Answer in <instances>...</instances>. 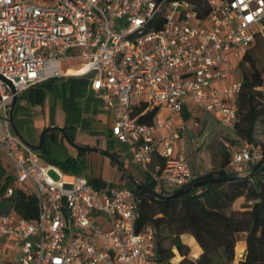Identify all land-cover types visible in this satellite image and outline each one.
I'll list each match as a JSON object with an SVG mask.
<instances>
[{"label":"built area","instance_id":"obj_1","mask_svg":"<svg viewBox=\"0 0 264 264\" xmlns=\"http://www.w3.org/2000/svg\"><path fill=\"white\" fill-rule=\"evenodd\" d=\"M207 6L200 14L190 0H0V264L156 262L155 230L137 226L132 184L95 185L44 161L12 129L11 107L21 91L64 75L71 66L62 69L61 60L77 59L75 73L89 76L112 111L111 135L132 146L160 187L183 186L195 176L175 150L183 109L191 101L232 128L239 62L264 35V0ZM153 108L152 119L141 121ZM262 157L257 142L240 139L228 164L246 175ZM26 194L33 217L20 211Z\"/></svg>","mask_w":264,"mask_h":264},{"label":"trees","instance_id":"obj_2","mask_svg":"<svg viewBox=\"0 0 264 264\" xmlns=\"http://www.w3.org/2000/svg\"><path fill=\"white\" fill-rule=\"evenodd\" d=\"M199 13L207 11V0H190ZM241 72V89L238 95V119L232 127L240 139L254 141L253 132L259 116L264 114V67L259 68L253 53L248 48L239 62ZM142 104L139 108L144 107ZM156 112L153 108L140 117L141 121H150ZM185 108L183 119L190 117ZM46 127L41 132L42 144L39 147L45 161L58 165L62 170L77 173L82 164V154L89 148L76 145V156H67L60 160L46 153ZM38 147V145H37ZM261 147V146H260ZM261 164L252 167L250 173L240 175L226 167L229 160L225 156L221 166L195 176L186 184H191L178 191L164 187L156 188V182L145 176L142 180L150 189L141 188L137 183L132 184L138 196L139 218L138 225L149 224L155 230L156 262L162 264H264V148ZM108 153L107 150L102 151ZM110 161L116 164L121 177L126 170L123 162L114 152L108 153ZM257 175L259 182L254 178ZM95 185H105L101 181L89 179ZM185 185V184H184ZM244 196L246 203L241 208L227 212L231 203L238 197ZM24 208L21 213L26 217L35 215V204L31 195H22ZM168 228L169 242L165 244L160 232ZM245 232L246 250L243 257L234 259V247L239 240L237 235ZM188 233L193 236L201 248L197 256H191L190 245L183 241L181 235ZM178 255L179 259L172 258Z\"/></svg>","mask_w":264,"mask_h":264},{"label":"crops","instance_id":"obj_3","mask_svg":"<svg viewBox=\"0 0 264 264\" xmlns=\"http://www.w3.org/2000/svg\"><path fill=\"white\" fill-rule=\"evenodd\" d=\"M70 68L74 69L72 66L64 68V75L40 81L16 96L11 107L12 129L41 155L37 147L41 132L46 127L52 128L46 139V153L60 160L76 156V145L88 146L81 156L83 162L77 173L89 179L105 185L128 182L129 179L142 181L146 175L142 165L133 159L132 146L116 140L110 133L112 111L89 88V76L69 71ZM105 150L118 155L126 170L125 177H121L108 153L102 152ZM182 235L190 249L191 240L198 246L194 255L197 256L201 248L193 236Z\"/></svg>","mask_w":264,"mask_h":264},{"label":"rangeland","instance_id":"obj_4","mask_svg":"<svg viewBox=\"0 0 264 264\" xmlns=\"http://www.w3.org/2000/svg\"><path fill=\"white\" fill-rule=\"evenodd\" d=\"M249 49L253 53L257 66L259 68L264 67V35L258 34ZM77 61V59H63L61 60V67L64 69L68 65L74 66L77 64ZM188 104L191 115L189 118L184 119L182 137L178 141L175 150L177 153L181 152L184 155L193 173L201 174L208 170L219 168L226 155L230 158L232 151L238 146L240 135L233 128L223 126L211 113L199 108L193 102L189 101ZM164 111L166 112L165 109ZM253 138L261 146V148H264V114L259 116L257 120L253 132ZM178 144L180 145L178 146ZM226 167L230 169L228 162ZM49 173L54 178H57L58 176L54 170H50ZM254 178L257 182H259V178L256 174L254 175ZM158 187H160V184L156 185V188ZM246 202L247 201L244 196L236 198L231 203L227 212L230 213L234 209L241 208ZM3 204L7 205L8 201H4ZM168 230V228H163L160 232V234L165 236L163 241L165 244H167L170 239L168 236ZM245 234V232L239 233L237 235L238 239L243 240ZM181 238L185 239L184 235H182ZM190 242V252H198V246L193 242V240ZM236 246H244V249L242 251H237ZM245 250L246 243L244 241H238L234 247V259L237 260L240 257H243ZM192 253L191 256H194ZM177 257L178 255L176 254L172 260L176 261Z\"/></svg>","mask_w":264,"mask_h":264},{"label":"water","instance_id":"obj_5","mask_svg":"<svg viewBox=\"0 0 264 264\" xmlns=\"http://www.w3.org/2000/svg\"><path fill=\"white\" fill-rule=\"evenodd\" d=\"M10 121H11V118H10ZM41 144H42V140H40V143L38 144V147H40ZM87 147H88V146H87ZM260 164H261V162L257 163V164L255 165V167H257V166L260 165ZM132 181L135 182V183H137L138 186H140L141 188H147L148 190H152V189H150V188H149V187H148L143 181L135 180V179H132ZM206 181H207V180H202V181L192 182L191 184H196V183L206 182ZM191 184H185V185L179 187V188L176 190L175 193H177L178 191L182 190L183 188H186V187L190 186Z\"/></svg>","mask_w":264,"mask_h":264},{"label":"bare ground","instance_id":"obj_6","mask_svg":"<svg viewBox=\"0 0 264 264\" xmlns=\"http://www.w3.org/2000/svg\"><path fill=\"white\" fill-rule=\"evenodd\" d=\"M69 71H72V72H73V71H75V69L70 68ZM243 249H244V246H239V247L236 246V250H237V251H242ZM192 254H193V255H196L197 252L194 251Z\"/></svg>","mask_w":264,"mask_h":264}]
</instances>
